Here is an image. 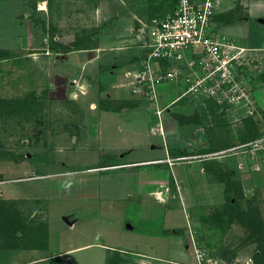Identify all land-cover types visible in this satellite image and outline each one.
<instances>
[{"label": "rangeland", "instance_id": "374dc122", "mask_svg": "<svg viewBox=\"0 0 264 264\" xmlns=\"http://www.w3.org/2000/svg\"><path fill=\"white\" fill-rule=\"evenodd\" d=\"M146 1L33 0L32 8L27 0H0V105L9 101L19 110L7 112L8 108H0V199L20 215L34 235L39 237L47 231L50 252L60 253L63 264H107L113 260L117 264H198L194 246L203 251L201 263L252 264L259 253V242L251 237L249 223L236 213L240 208H252L264 221V150L257 152L262 155L256 154L260 157L255 156L254 161L250 154H238L230 148L264 133V57L260 71L255 69L251 75L248 105L227 111L192 100L194 110H180L187 117L179 122L182 129L178 132L185 155L175 162V173L180 174L178 169L184 170L185 166L186 171L179 186H175L183 196L170 203L166 199L160 204L162 210L154 211L145 189L138 187L140 171L149 165L99 168L102 163L146 159V143H132L133 139L117 127L110 131L111 144H93L89 150L81 138L85 130L77 125L82 116L78 114L76 96L95 99L98 80L83 87L80 78H75L76 83L70 85L65 79L75 72L76 63L58 60L48 40L61 45L62 55L74 43L91 51L98 44L112 47L116 43L131 45L132 51H138L133 45L136 28L128 32L119 24L125 18L128 23V17L122 16H129L132 6L138 7L134 13L144 18L139 6ZM234 1L235 10L226 20L232 21L234 14L239 20L236 12L247 15L252 3ZM14 16L18 18L16 27L10 25ZM255 23L254 19L243 27L249 37ZM213 25L222 31L226 26ZM120 29L123 33L118 40ZM242 39L247 41L245 36ZM247 42V47H254ZM126 66L117 72H123ZM93 68L88 64L82 70L90 81ZM80 70L79 65L76 72ZM73 91L76 100L69 99ZM149 104L144 106L152 110ZM88 133L95 137L93 129ZM152 142H156L152 157H165L160 137H153ZM124 143L127 148L138 147L133 152L122 149L117 153ZM65 170L71 172L67 171V176L60 173ZM16 191L29 197L15 199ZM69 220L73 226H69ZM166 225L169 233L162 236V226Z\"/></svg>", "mask_w": 264, "mask_h": 264}, {"label": "crops", "instance_id": "0c3cea01", "mask_svg": "<svg viewBox=\"0 0 264 264\" xmlns=\"http://www.w3.org/2000/svg\"><path fill=\"white\" fill-rule=\"evenodd\" d=\"M137 1V0H136ZM249 2H252L248 5V14L244 16L240 15V12H236V17L239 18V20L234 18L232 21L226 20L227 15L234 12L235 10V4L236 2L234 0H222L218 6L215 8V13L213 16V19L215 20L212 22L215 24H224L226 25L223 28V31L220 30V27L217 26L216 28L213 25L215 32L220 34H225L224 30H227L230 33L229 35H226L229 38H233L235 40H238L243 46H247L246 44L249 41L254 47H249L255 49V59L258 61V70L261 69V60H263L264 57V0H250ZM256 3V6L254 4ZM1 5V3H0ZM133 5V4H132ZM131 5V6H132ZM251 5H253L251 7ZM130 6V7H131ZM132 11L128 12L129 16H122L128 17L129 21L128 23L125 22V20H120L119 25H123L126 28H128V32L132 30L133 27H135L137 24L132 19V17L137 16L138 14H135L134 11L138 7L132 6ZM141 7L142 13L140 14L142 17H146L148 12L155 11L157 5L151 4V5H145L143 2L139 8ZM44 8V6H43ZM42 8V9H43ZM129 8V7H128ZM126 8V9H128ZM1 9V6H0ZM138 12V11H137ZM1 14V10H0ZM126 14V15H128ZM231 15V14H230ZM116 17H119V13L116 14ZM119 19V18H117ZM254 19L256 20L255 26L250 28V37L244 32L243 27L249 24V22H253ZM10 20V19H8ZM18 18L16 16L12 17L10 20L11 26H18L17 22ZM242 30H239V27ZM17 32V29L15 33ZM122 31L118 32V40H121ZM245 36L244 41L242 38ZM120 37V38H119ZM123 41V40H122ZM121 42V41H119ZM124 44V42H122ZM96 45L95 48L91 51V49H73L68 50L65 55L60 54L59 49L55 50L57 53L56 57L58 60H62L64 62L66 61H73V63H76V67L74 69L75 72H73L70 76H68L65 80L70 85H73L76 83L75 78H80L79 83H81V86L87 87L91 82L94 83V79L98 80L96 81V91L97 95L95 96V99L86 100L84 97L78 95L76 97L79 98V104L80 110L78 114L82 117H79V123L77 124L79 127H84L83 130L84 133L81 134V138L85 140L84 144H86V147L89 150L92 149L93 144L97 146L98 143H100L102 146L103 144H111L113 143L112 137L113 134L110 133L113 127H117L118 131H122L130 136V138L133 139L132 143H138V146L142 144H147L146 146V155L148 156L144 160H133L131 162H128L126 164L119 163V164H109V163H102V165H99V168L103 169H113L115 166L118 165H126L124 167L126 168H137L138 166H142L144 164L149 165V168L143 169L140 171V175L138 178L141 180L140 185L138 187L143 186V189H145V193L147 195V198L153 202V204L147 200L148 203L152 204L150 207H153L154 211L155 209L162 210V202L165 203L166 199L169 201H175L178 197L183 196L179 195V190L176 188L175 184L178 185V182L182 181V176L184 175L186 171V166L184 167V170L178 169L180 171V174H176L175 170H177L176 166L177 163L168 164L166 162V158L169 157L177 158L182 157L183 155V148H180V142L183 141L180 140V137L178 135V132L182 129V125L179 123V117L183 115L180 110H194V106L192 105L191 101L189 99L184 100V98L174 101L171 106L166 108L163 111V133H160L156 129V122L157 117L154 114L153 108L152 110L150 107L144 106L146 102L149 104V102L144 98V96L141 93H133L130 88L131 85L129 83V79L125 76V72L129 70H135L139 66V60L141 58L142 52L140 50L132 51L130 49V46H120L116 43L115 46L112 47H103V45ZM130 51V53L128 52ZM92 52H95L93 54ZM88 53H92L91 56H86ZM80 62V63H79ZM91 64L94 66V75H91V81L87 79L86 74L82 72L85 67ZM80 65V71L77 73V69ZM127 65L123 72L118 73L117 71L121 66ZM70 66V65H68ZM72 67V66H70ZM254 70V69H253ZM253 70L249 73V76L251 78L252 82V73ZM77 74V75H76ZM255 74V73H254ZM84 79V80H83ZM252 88V85H250ZM179 85L176 86H163L161 88V94H160V105L163 106L170 100H173L176 96V90ZM174 93H176V96L173 98ZM76 95V92H69V99L76 100L77 98L73 95ZM89 102V103H88ZM189 102V103H188ZM164 103V104H163ZM89 104V109L88 108ZM150 105V104H149ZM152 106V105H151ZM152 114H150V113ZM173 122V123H172ZM172 123V124H171ZM174 126V130L171 129V126ZM93 129L95 132V137L91 138V135H89L88 130ZM145 132V133H144ZM160 137L161 144L166 148L164 149L165 157L163 158H156L152 157L155 154L154 149L156 148V142H152L153 137ZM127 140V138H126ZM131 141V140H130ZM194 142L196 143L195 139ZM126 143V141H125ZM124 143V144H125ZM176 143V144H175ZM198 143V142H197ZM159 144V143H158ZM127 144L123 145L118 149V147L113 148L114 150L118 149L116 152L119 153L122 149H130L132 152L136 149V147H126ZM160 145V144H159ZM111 149V148H110ZM181 152L178 156L173 155L177 152ZM171 154H170V153ZM169 153V154H168ZM168 154V155H167ZM103 155V154H102ZM260 155V154H257ZM262 155V154H261ZM260 155V156H261ZM256 156V155H255ZM252 157L253 160L256 158ZM255 158V159H254ZM95 159V158H94ZM205 161V160H204ZM207 161H210L207 159ZM209 163V162H208ZM90 168V167H89ZM88 168V169H89ZM87 170V169H84ZM67 171L65 170L61 171L60 173L63 175H66ZM71 172V171H70ZM59 173V174H60ZM67 176V175H66ZM167 185H171L172 187H169ZM179 186V185H178ZM147 188V190H146ZM169 195L173 197L169 198ZM151 196V197H150ZM28 198L29 195H20L17 191L14 193V198ZM166 197V198H163ZM33 198V197H32ZM172 203V202H171ZM180 203V202H179ZM162 204V205H160ZM181 204V203H180ZM168 211V210H167ZM163 213L162 221H164L165 214ZM65 218V217H63ZM68 220V219H67ZM69 226H73L74 222L69 220L67 222ZM167 224V223H166ZM49 229V227H48ZM177 233H179L178 230H175ZM175 232V233H176ZM169 233L167 229V225L165 228L162 226L161 235L167 236L166 234ZM49 236V234H48ZM71 250V249H69ZM117 252L118 249H115ZM68 251V250H66ZM134 251L130 250V253H133ZM122 253V252H121ZM60 253L50 252V244L47 241V247L45 249L41 248H4L0 246V264H51V260L55 257L59 258L60 264H63V261L61 259L62 255H58ZM133 254H139L138 252ZM155 258H160L159 256H154Z\"/></svg>", "mask_w": 264, "mask_h": 264}, {"label": "built area", "instance_id": "2783aa9c", "mask_svg": "<svg viewBox=\"0 0 264 264\" xmlns=\"http://www.w3.org/2000/svg\"><path fill=\"white\" fill-rule=\"evenodd\" d=\"M221 1L175 0L170 9L152 17L134 16L133 45L142 55L137 69L126 71L125 76L130 80V90L141 93L152 105L160 133L163 111L176 100L211 103L227 111L251 102L249 73L258 69L256 50L215 32L212 18ZM172 85H179L177 96L161 106V88ZM230 149L254 157L264 150V133ZM180 160L166 158L169 164ZM194 253L198 264H214L201 263L203 251L198 247L194 246Z\"/></svg>", "mask_w": 264, "mask_h": 264}, {"label": "trees", "instance_id": "16d2710c", "mask_svg": "<svg viewBox=\"0 0 264 264\" xmlns=\"http://www.w3.org/2000/svg\"><path fill=\"white\" fill-rule=\"evenodd\" d=\"M28 4L32 6V8L35 7V5L32 3L33 0H27ZM175 2V0H149L145 2V5H151V4H156L157 7L155 8V11H150L151 13L148 12L147 16L152 17L155 14L162 13L168 9L171 8L172 4ZM164 8V9H163ZM48 47L51 50H60L61 51V45L56 43L53 40H48ZM79 48H84L82 45H78L77 43H74L72 48L69 50L73 49H79ZM3 104V103H2ZM211 104V103H210ZM213 105V104H211ZM13 105H10V102L7 101L4 106L0 105V108L5 107L8 108V110H5L7 112L10 111H15L16 107H12ZM3 109H0V115ZM17 109V108H16ZM180 117L181 120H179L180 123H183L187 117L184 116H178ZM246 121H248L246 119ZM185 122V121H184ZM247 136V134H246ZM245 137V136H244ZM241 140L244 141V138L242 137ZM181 152L175 153L176 155H179ZM184 153V151L182 152ZM185 155V154H182ZM229 183H227L228 185ZM6 201L0 199V246L6 247V248H41L45 249L47 247V241H48V233L42 232L39 237L37 235H34L33 232L29 231L28 228L26 227L25 223L21 222V217L19 214H17L15 211L11 210L9 207L6 205ZM234 209V208H233ZM256 211L253 212L252 208L248 209H239L236 213L237 217H241L244 219L246 222L249 223L251 226V237H254L257 239L259 242L258 244V249L259 253L254 255V260L252 261V264H260L261 261L264 259V221L260 219L258 215H256ZM19 233V234H18ZM117 252V251H116ZM115 252V253H116ZM51 264H60L59 258L55 257L51 260ZM107 264H117V261L113 260L108 262Z\"/></svg>", "mask_w": 264, "mask_h": 264}, {"label": "bare ground", "instance_id": "6f19581e", "mask_svg": "<svg viewBox=\"0 0 264 264\" xmlns=\"http://www.w3.org/2000/svg\"><path fill=\"white\" fill-rule=\"evenodd\" d=\"M43 8V7H42Z\"/></svg>", "mask_w": 264, "mask_h": 264}]
</instances>
